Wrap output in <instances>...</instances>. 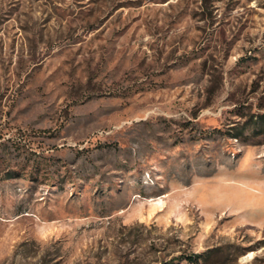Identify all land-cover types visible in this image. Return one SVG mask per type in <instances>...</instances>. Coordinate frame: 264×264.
I'll use <instances>...</instances> for the list:
<instances>
[{
  "label": "rangeland",
  "instance_id": "1",
  "mask_svg": "<svg viewBox=\"0 0 264 264\" xmlns=\"http://www.w3.org/2000/svg\"><path fill=\"white\" fill-rule=\"evenodd\" d=\"M262 115L264 0H0V264H264Z\"/></svg>",
  "mask_w": 264,
  "mask_h": 264
},
{
  "label": "trees",
  "instance_id": "2",
  "mask_svg": "<svg viewBox=\"0 0 264 264\" xmlns=\"http://www.w3.org/2000/svg\"><path fill=\"white\" fill-rule=\"evenodd\" d=\"M259 123L264 124V115L261 116V120L257 119V120L255 121V124H259ZM200 256H201V255H196L195 257H196V258H197V257L199 258ZM188 258H189L190 260H192V261L194 260V259H193L192 257H190V256H189Z\"/></svg>",
  "mask_w": 264,
  "mask_h": 264
},
{
  "label": "bare ground",
  "instance_id": "3",
  "mask_svg": "<svg viewBox=\"0 0 264 264\" xmlns=\"http://www.w3.org/2000/svg\"><path fill=\"white\" fill-rule=\"evenodd\" d=\"M250 256V255H249Z\"/></svg>",
  "mask_w": 264,
  "mask_h": 264
}]
</instances>
